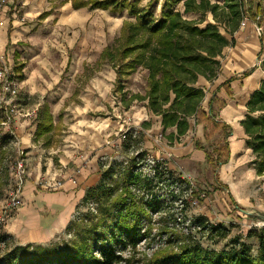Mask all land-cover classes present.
Listing matches in <instances>:
<instances>
[{
    "label": "rangeland",
    "instance_id": "obj_1",
    "mask_svg": "<svg viewBox=\"0 0 264 264\" xmlns=\"http://www.w3.org/2000/svg\"><path fill=\"white\" fill-rule=\"evenodd\" d=\"M163 1L155 11L157 18ZM184 1L177 10L184 12ZM148 2L142 0L139 6ZM50 9L53 13L43 17ZM204 19L203 27L214 22L211 14ZM5 21L0 34L11 32V42L0 51V261L18 245L62 247L68 243L75 236L69 224L77 223L83 215L85 218L90 208L82 204L88 189L97 186L102 172L110 167H115L113 179L117 178L129 168L133 157L137 158L134 171L150 179L147 190L133 187V191L163 203V209L151 216L152 236L140 243L138 257L177 250L183 240L217 251L231 249L235 239L258 248L257 240L248 234L264 229V221L244 212L264 213V176L256 173L252 150L245 145L217 173L206 156L204 162L199 160L204 151L194 150L191 158L198 163L173 153V147L195 146L196 141L213 151L221 145L225 132L208 126V138L205 131L200 138L192 123L191 132L171 140V132L158 125L160 117L149 110L148 101L134 98L146 96L147 69L140 66L119 81L117 60L101 58L107 47L116 51L125 23L135 21L128 8L114 12L75 8L71 0H12ZM261 29L248 21L233 36L234 44L223 50L217 78H199L198 85L207 92L204 111L208 113L209 100L223 82L256 68L253 82L248 77L241 84L243 80L233 81L234 88L231 83L233 96L224 89L218 93L246 117V98L253 86L264 80ZM223 33L232 40L230 34ZM16 63L25 65L20 74L14 71ZM4 75L19 81L16 93L3 89ZM41 105L56 123L61 122L59 129L46 136L37 135V124L46 116V112L37 115ZM233 126L235 129L238 124ZM84 169L90 173L87 178L98 175L84 197H75L71 203L67 195L59 196L66 192L64 183L78 179ZM142 224L147 228L148 222ZM30 228L36 234L32 235ZM130 254L126 251L124 255Z\"/></svg>",
    "mask_w": 264,
    "mask_h": 264
},
{
    "label": "trees",
    "instance_id": "obj_2",
    "mask_svg": "<svg viewBox=\"0 0 264 264\" xmlns=\"http://www.w3.org/2000/svg\"><path fill=\"white\" fill-rule=\"evenodd\" d=\"M75 8L123 11L126 8L134 22H126L123 40L119 47H107L101 54L104 60L115 62L119 81L143 66L148 71L146 96L136 95L148 101L149 110L161 118L165 132L171 129V140H179L192 128V123L204 124L205 137L208 126L225 132L220 146L213 151L196 141L195 147L204 150L206 161L215 173L230 162V137L233 128L218 117V111L227 102L218 96L221 89L231 97L233 81L250 77L256 68L241 78L233 77L223 82L209 100L208 113L203 110L207 97L204 87L198 85L202 76L214 81L221 68L223 50L235 42L243 22L251 21L264 28V0H185L184 12L176 6L182 0H164L159 17L155 11L160 0H149L140 7L142 0H71ZM53 13L43 12V17ZM211 14L214 22H205ZM187 15H201L202 19H191ZM231 35L232 40L223 33ZM264 43V33L261 35ZM17 54V53H16ZM18 55V54H17ZM23 64L14 71L22 73ZM23 77V75H21ZM120 88L123 86L120 84ZM248 114L241 121L246 134V146L252 150V161L258 176H264V80L255 89L247 104ZM43 109L37 110L40 116ZM53 116L46 111L43 121L38 123L37 135L53 132ZM216 154V155H215ZM129 168L114 178L115 167L102 172L97 186L88 189L82 204L90 206L88 212L68 229H75V236L62 247L40 244L18 245L11 249L0 264H264V229L253 230L248 237L255 238L258 248L235 239L231 249L211 250L200 243L183 240L180 247L170 251L156 252L153 256L138 257L137 249L143 240L152 236V214L163 209L161 199L138 195L133 187L147 190L150 179L142 178L134 171L137 158H130ZM200 197L198 191H193ZM201 198V197H200ZM92 204L95 205L91 206ZM148 222L147 228L142 224ZM172 244V241L171 243ZM130 251L129 256L125 252Z\"/></svg>",
    "mask_w": 264,
    "mask_h": 264
},
{
    "label": "crops",
    "instance_id": "obj_3",
    "mask_svg": "<svg viewBox=\"0 0 264 264\" xmlns=\"http://www.w3.org/2000/svg\"><path fill=\"white\" fill-rule=\"evenodd\" d=\"M5 23H6V21H5ZM4 26H5V24H4ZM10 42H11V32H8V34H6L4 32L1 33L0 34V47H1V50L0 51L3 52L5 50V45L8 46L10 44ZM16 56H18V55L16 54ZM24 67H25V65H24ZM255 76L252 75L247 80H252L251 78H253ZM244 81L245 80L240 81V84H241V82H244ZM235 83H236V81H235ZM235 83L234 82L232 83V87L233 88L235 86ZM258 87H259V85H257V84L254 85L253 86V88H254L253 91L255 89H257ZM251 94H252V92L248 94V96L246 98V104H247V102H248ZM218 96H219V94H218ZM219 97L227 102V106L225 108H223L219 112V117L221 116L220 119L223 120V121H225V122H227L228 124H230L232 126V128H233V134L230 137V145H231V159H230V162H231V161H233L234 158H236L235 156L241 151V148H243L246 145V138L247 137H246L244 128L241 125V122H239V121H242V119L244 118V116L242 117L240 115V112L241 111H239V109L235 105H232L230 103V99H226L225 98V95H220ZM39 109H43L44 110V108H43L42 105L38 108V110ZM44 112H46V111L44 110ZM49 113L52 115L51 112H49ZM53 119H54V117H53ZM234 122L238 124V127H236L235 129H234V126H233ZM157 123L162 128V123H161V119L160 118L157 121ZM60 124H61L60 121L58 123H56L55 120H54V126L56 127V129H59L60 128L59 127ZM37 127H38V124H37ZM196 128H197V133H196L197 134V137L203 138L204 137V134H203V132H204V124H198V125H196ZM192 129L193 128H191V130H189V132H191ZM171 131L172 130L169 129L167 132H171ZM194 150H200V149H197L195 146H193V143H191L189 145H186V146H183L181 148L173 147V153L176 152L177 154H183L185 156H188L189 159H191V160H194V159L191 158L192 155L195 153ZM248 150H250V149L248 148ZM201 151H204V150H201ZM173 153H171V154H173ZM204 153H205V151H204ZM204 153L201 156V158L199 159V160L202 159L203 162H204V157L206 156V153L205 154ZM194 161H196V160H194ZM196 162L198 163L199 161H196ZM228 164H226L224 166H227ZM89 176H90V173H88V171L86 169H84L83 170V175L80 176V177H78V179L76 177V179L74 178V179H71V180H67L64 183V187H63L66 190V192H63L62 191V192L58 193V195L59 196L60 195H67L68 198H69V200H71V203L73 202V199L75 197H78L80 199L83 198L84 195H85V192H86V190L88 188V186H91L92 185L91 182L94 181V180H96L98 178V175H94V176H91L90 178H87ZM49 199H51V198H49ZM52 199L55 201V198L54 197H52ZM66 221H67V219L64 221V224H65ZM54 227L55 226H53V228ZM53 228L51 227V232L53 231V233H54L55 228L54 229ZM25 231L28 232L29 229L26 228ZM30 233L32 235H34V234H36V231H34V230L31 229Z\"/></svg>",
    "mask_w": 264,
    "mask_h": 264
},
{
    "label": "built area",
    "instance_id": "obj_4",
    "mask_svg": "<svg viewBox=\"0 0 264 264\" xmlns=\"http://www.w3.org/2000/svg\"><path fill=\"white\" fill-rule=\"evenodd\" d=\"M12 0H0V26H4L5 24V16L7 13V6L10 4ZM246 21L242 23V26L246 25ZM259 30V29H258ZM262 31V29H261ZM2 84L3 89L10 92V93H16L19 86V81L16 78L8 77L7 75H4L2 77ZM125 138L127 137L126 133L123 135Z\"/></svg>",
    "mask_w": 264,
    "mask_h": 264
},
{
    "label": "water",
    "instance_id": "obj_5",
    "mask_svg": "<svg viewBox=\"0 0 264 264\" xmlns=\"http://www.w3.org/2000/svg\"><path fill=\"white\" fill-rule=\"evenodd\" d=\"M244 212L248 215H251L253 217H257L258 219H261L264 221V213L263 212H260L257 210H245Z\"/></svg>",
    "mask_w": 264,
    "mask_h": 264
},
{
    "label": "bare ground",
    "instance_id": "obj_6",
    "mask_svg": "<svg viewBox=\"0 0 264 264\" xmlns=\"http://www.w3.org/2000/svg\"><path fill=\"white\" fill-rule=\"evenodd\" d=\"M252 80H250V83L253 82L255 80V77L251 78ZM251 89V88H250ZM247 92V91H246Z\"/></svg>",
    "mask_w": 264,
    "mask_h": 264
}]
</instances>
